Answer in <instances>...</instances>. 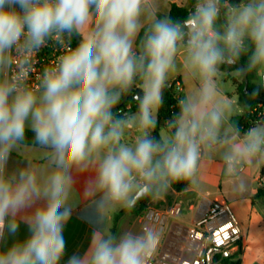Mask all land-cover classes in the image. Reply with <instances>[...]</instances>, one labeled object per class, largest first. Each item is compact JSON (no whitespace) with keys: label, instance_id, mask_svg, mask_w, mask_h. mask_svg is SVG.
Returning a JSON list of instances; mask_svg holds the SVG:
<instances>
[{"label":"clouds","instance_id":"clouds-1","mask_svg":"<svg viewBox=\"0 0 264 264\" xmlns=\"http://www.w3.org/2000/svg\"><path fill=\"white\" fill-rule=\"evenodd\" d=\"M158 10V0H0V239L5 227L18 232L19 213L44 202L24 218L27 237L0 249V264H60L73 170H94L85 196L99 194L94 203L103 220L116 206L131 209L149 195L161 199L173 182L195 183L202 154L217 146L226 147L222 158L235 191H245L244 165L264 164V125L243 139L236 127L221 136L224 110L213 95L219 66L236 64L242 54L251 52L249 71H264V0H197L182 23L158 18ZM65 34L64 54L29 86L35 53L49 39L63 43ZM178 55L200 86L179 102V114L167 124L174 132L156 140L151 133ZM134 85L143 95L135 97L136 113L125 115L117 106ZM26 131L51 150L45 154L50 171L42 174L30 163L6 175L9 155ZM132 131L138 134L129 143L126 132ZM161 240L151 222L119 240L95 230L85 253L67 264H151Z\"/></svg>","mask_w":264,"mask_h":264},{"label":"crops","instance_id":"crops-1","mask_svg":"<svg viewBox=\"0 0 264 264\" xmlns=\"http://www.w3.org/2000/svg\"><path fill=\"white\" fill-rule=\"evenodd\" d=\"M158 2V18H164L165 16L169 17L172 4H177L182 7H190L191 5L190 0H158ZM221 15L224 17L223 13H221ZM219 24H224V18ZM176 64V71L169 73L167 83H177L178 97L181 101L185 99V97L191 92L199 88L200 81L198 77H192L186 74V70L183 67V58L179 55L177 56ZM263 72L264 71H261L258 68L257 76L259 79ZM230 74V72L218 71L217 76L214 77L215 92L213 95L215 101L218 102L219 105V98L226 100V105L221 103L222 105L220 106L224 110V121L226 120L231 126V118L242 114L243 110L239 103L237 87L233 82V77H230ZM228 83H232L233 87H231V85H227ZM258 125L264 124H257L256 126ZM226 133L230 135L228 131ZM137 134L138 133L134 131L131 133L126 132L127 142H132ZM224 134L225 131L221 130V136ZM243 136H240V138L243 139ZM218 148L220 147L217 146L214 151H211L208 154H202L199 164H205L207 167V175L205 179L209 183L215 181L216 179L222 180L226 175V165L223 158H214L213 161L208 162V156L213 154ZM50 151V149L42 146H30L19 143L9 155L5 174L11 175L13 172H18L21 169L28 168L30 163L33 166L39 168L42 174H46L48 171H50L51 166L49 161L45 158V154L49 153ZM243 167L244 171L240 172L239 174L246 173L249 176H253V183H257V186L252 189L250 194V199H253L258 189L264 186V177L262 176L264 164L257 166V163L254 160L252 165H244ZM72 177L74 184L67 201V203L72 207V212L64 229L66 249L60 264H67L69 258L74 254L77 256H82L90 246L93 231L101 230L110 232L112 234L114 221L116 224V218L118 217L117 225L121 226L120 231L119 227L117 230V240H119V238L122 237L126 232L140 234L144 224L151 222L163 226V246L174 253L180 252L182 245L186 240L188 230L191 229L202 217L209 204L217 200L213 197L205 198L204 200L193 198L191 201V199L186 197L185 194L189 190H194L192 188L194 183L192 182L190 187L183 192H177L170 187L161 199L153 200L157 205H155L154 208L149 209L150 211L153 210L155 214L160 215L159 222L150 220L147 216L137 217L135 215V218L130 220L128 214L131 211L129 210L120 215L122 210L125 209L120 206H116L115 210L110 211L108 217L102 220L96 211V203H94V201L99 200V194H97L95 197L85 196V189L95 178L94 170L90 169L85 172H77L73 170ZM194 179H196V175ZM220 201L227 200L221 198ZM227 202L229 203V201ZM43 203L44 202L42 200L38 201L32 209L22 211L17 215L16 220L19 224V228L15 235L9 233L7 227H5L3 238L0 239V249H6V247L10 246L13 242L17 240L22 241L27 237L28 229L24 218L31 215L35 207L42 206ZM230 204L234 206V203L231 202ZM177 206L181 207V212L179 215H175L173 213L174 208ZM248 207L250 209V213H248L247 216H244L241 221L244 236L242 241V251L239 253V256L241 259V264H259L264 256V245L261 246L260 241H256L254 243L250 242L248 231L249 227L256 223V215L258 214L256 211L257 205L255 203L253 204V200H251L250 203L248 202ZM131 223L133 226L129 229L128 225ZM177 232H179L180 235H177Z\"/></svg>","mask_w":264,"mask_h":264},{"label":"built area","instance_id":"built-area-1","mask_svg":"<svg viewBox=\"0 0 264 264\" xmlns=\"http://www.w3.org/2000/svg\"><path fill=\"white\" fill-rule=\"evenodd\" d=\"M196 2L197 0L190 7V12L194 11ZM228 2L231 3L230 0ZM62 40L63 43L56 39H49L35 53L27 81L29 86L38 84V77L42 76L44 69L51 66L64 54L65 47L69 46L67 34L62 37ZM70 46L76 47L72 41ZM13 55L15 56V53ZM260 83L264 87V72L260 75ZM130 109L129 106L122 113L130 115ZM242 171H244V167L240 169L239 173ZM180 212V206L173 210L175 215H179ZM147 217L156 222L160 220V215L155 214L153 210L149 211ZM155 226L163 233L162 225L155 224ZM189 232L192 233L191 237H189ZM243 236L241 223L232 205L227 201H213L202 217L188 230L180 252L170 251L163 246L161 240V247L151 264H233L234 257L237 256V259H240L239 253L242 251ZM224 237H228V239L224 240ZM222 240L223 246L217 247Z\"/></svg>","mask_w":264,"mask_h":264},{"label":"trees","instance_id":"trees-1","mask_svg":"<svg viewBox=\"0 0 264 264\" xmlns=\"http://www.w3.org/2000/svg\"><path fill=\"white\" fill-rule=\"evenodd\" d=\"M196 0H190L191 5L195 3ZM232 4L240 3V0H230ZM190 7H182L177 4H172L171 10L169 13V18L172 19L174 22L179 21L183 22L188 18V14L190 13ZM221 13H224V9H221ZM143 35V30L141 31V36ZM71 41L77 46V40L75 37L71 39ZM251 54L249 51L248 53L242 54L241 58L237 61L242 63L246 68L248 65V56ZM259 68V67H258ZM252 69L251 71L248 70V78H249V87L248 90L261 100L256 98H250L245 92V80L241 74L240 68L238 65L234 64H221L219 66V71L223 72H233L238 71V74L233 77V82L237 87V95L239 96V103L242 107V114L234 116L231 118V126L239 128L241 136H243L249 129L256 126L257 124H264V87L260 83V79L257 76V70ZM248 69V68H247ZM137 84H139V80H137ZM139 89L138 87L135 88V91ZM135 93V92H134ZM134 93L131 95L129 101L124 105L118 107L121 111H126L127 108L130 106L131 109L129 110L130 114H135L137 111V102L134 98ZM163 102L158 111V120L155 127V130L152 131L151 135L156 140H161V130L163 128H167L170 133L174 132V129H169L167 127L168 122H170L174 117L179 114L180 107L179 102L180 98L178 97V90H177V83H167L163 89ZM113 111H117V109H113ZM23 145H30V146H40L34 142V134L31 131H26L25 140L21 142ZM262 176L264 177V168L262 169ZM192 181L189 180H181L177 182H173L171 184V188L176 190L177 192H183L188 189L191 185ZM169 189V188H168ZM167 189V191H168ZM166 191V192H167ZM166 192L163 194L165 195ZM264 199V186L259 188L256 195L253 197V204L255 200ZM153 201L151 195L142 198L139 203L131 209L125 208L122 210L121 214H124L127 211H132L133 214L137 217L143 216L146 210L149 208L151 202ZM119 218V217H118ZM112 229V234L116 236L117 234V221ZM236 260V261H235ZM233 264H241V259H237V256L234 257Z\"/></svg>","mask_w":264,"mask_h":264},{"label":"rangeland","instance_id":"rangeland-1","mask_svg":"<svg viewBox=\"0 0 264 264\" xmlns=\"http://www.w3.org/2000/svg\"><path fill=\"white\" fill-rule=\"evenodd\" d=\"M223 16L221 15L219 20L217 21V28L222 32L223 31V24L220 25V21H223ZM230 77H235L238 74V71L230 72ZM227 85H231L233 87L232 83H228ZM220 99V105L223 103L226 105V100ZM223 101V102H222ZM231 128L229 123L225 120L223 121L221 130L225 131V133ZM171 133L167 128L162 129V136L164 135H170ZM226 151V147H220L218 148L213 154L208 156V162L213 161L214 158H222L224 152ZM196 179L195 183L193 184L192 188L194 190H189L185 196L193 200V198H199L201 200H204L205 198H216V201H220L221 198L226 199L229 201V203H234L233 209L241 223L244 216H247L248 213H250V209L248 207V202L250 203V194L252 192V189L257 186V183H253L252 179L253 176H249L246 173L239 174V177L241 180H243L245 184V191L244 192H238L235 191L236 185L232 182H230V178L225 175L224 179H216L213 182H207L206 181V175H207V167L205 164L199 165L198 170L196 172ZM254 203L257 205L256 211L258 214L256 215V223L253 224L251 227H249V241L254 243L256 241H260L261 246L264 245V199H258L254 201ZM156 202L152 201L149 208H154ZM147 209L146 212L143 214V217H146L149 213L150 209ZM255 215V214H253ZM129 219H134L135 216L133 212L131 211L128 214ZM132 217V218H131ZM258 221V222H257ZM115 225V221H114ZM120 226L117 225V230ZM129 226V229L133 226L132 223ZM259 264H264V256L262 258V261Z\"/></svg>","mask_w":264,"mask_h":264},{"label":"water","instance_id":"water-1","mask_svg":"<svg viewBox=\"0 0 264 264\" xmlns=\"http://www.w3.org/2000/svg\"><path fill=\"white\" fill-rule=\"evenodd\" d=\"M74 37H75V36H74ZM77 42H78V41H77ZM225 64H227V63H225ZM234 65H238L239 68H240V71H241V69H243V71H241V74H242V76H243V78H244V80H245L244 92H245L250 98H256V99H258V100H261V98L255 97V96H254V95L248 90V87H249L248 69H247L242 63H239V62H237V63L234 64ZM136 83H137V82H136ZM136 87H137V86H135V85L133 86L131 92L127 95L125 101L122 102L120 105H118L117 108L120 107V106H122V105H124L125 103H127V102L129 101L131 95H133L134 92H135V93H134V98H135L137 95H139V96L142 97V95H143L142 90L139 88V89H137V90L135 91V88H136ZM135 100H136V99H135ZM114 109H116V108H114ZM140 200H141V199H140ZM140 200H138V202L136 203V205L139 203ZM136 205H135V206H136Z\"/></svg>","mask_w":264,"mask_h":264}]
</instances>
